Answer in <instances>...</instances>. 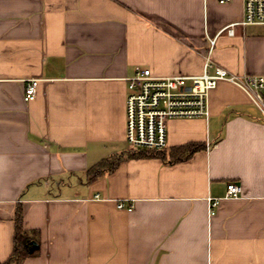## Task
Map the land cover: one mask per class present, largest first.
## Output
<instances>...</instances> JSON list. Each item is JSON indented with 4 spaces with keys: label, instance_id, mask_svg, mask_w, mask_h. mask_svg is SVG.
<instances>
[{
    "label": "crops",
    "instance_id": "crops-1",
    "mask_svg": "<svg viewBox=\"0 0 264 264\" xmlns=\"http://www.w3.org/2000/svg\"><path fill=\"white\" fill-rule=\"evenodd\" d=\"M243 15L244 0H0V264L18 207L40 246L18 264H264V118L234 83L210 91L208 119L168 122L165 159L89 172L134 150L137 66L200 75L216 37L217 66L264 75V25L220 33Z\"/></svg>",
    "mask_w": 264,
    "mask_h": 264
},
{
    "label": "built area",
    "instance_id": "built-area-1",
    "mask_svg": "<svg viewBox=\"0 0 264 264\" xmlns=\"http://www.w3.org/2000/svg\"><path fill=\"white\" fill-rule=\"evenodd\" d=\"M228 1L220 0L221 3ZM237 25H264V0H244L243 19L226 25L220 33L234 35ZM216 39L209 38L210 47L205 57L204 71L200 75L156 76L151 69L137 66L135 74L127 78L126 139L135 151L165 150L168 122L172 119H208L209 93L221 80L230 81L241 88L264 118V75H238L217 66L211 57ZM38 83V79L27 82L25 101L36 99ZM242 195L241 184H228L226 198L237 199ZM219 202L220 199H208L210 216L216 213ZM118 206L128 211L134 208L132 204L126 206L124 201H120Z\"/></svg>",
    "mask_w": 264,
    "mask_h": 264
},
{
    "label": "trees",
    "instance_id": "trees-1",
    "mask_svg": "<svg viewBox=\"0 0 264 264\" xmlns=\"http://www.w3.org/2000/svg\"><path fill=\"white\" fill-rule=\"evenodd\" d=\"M201 145L195 146L193 148V151L199 148ZM161 158L165 159V151H152V150H139V151H128L126 154H122L118 157H110L100 165L90 170L91 179H95L99 177L106 166H108L109 170L115 169L119 163L125 159V158ZM15 225H16V231L14 236V250L10 258L3 264H18L22 262L24 259L36 256L39 254L40 246L39 242L36 241V244H34L35 237L28 235V233L25 231L23 227V209L22 207H18L16 210L15 215Z\"/></svg>",
    "mask_w": 264,
    "mask_h": 264
},
{
    "label": "rangeland",
    "instance_id": "rangeland-1",
    "mask_svg": "<svg viewBox=\"0 0 264 264\" xmlns=\"http://www.w3.org/2000/svg\"><path fill=\"white\" fill-rule=\"evenodd\" d=\"M128 144H129V143H128ZM128 146L132 147L130 144H129Z\"/></svg>",
    "mask_w": 264,
    "mask_h": 264
}]
</instances>
